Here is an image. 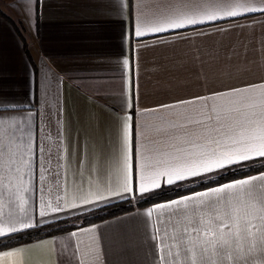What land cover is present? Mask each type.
<instances>
[{
  "label": "snow or ice",
  "instance_id": "snow-or-ice-1",
  "mask_svg": "<svg viewBox=\"0 0 264 264\" xmlns=\"http://www.w3.org/2000/svg\"><path fill=\"white\" fill-rule=\"evenodd\" d=\"M103 6L117 17L126 7L134 8L135 38L165 32L183 36L182 30L200 25L264 16V0H136L134 6L130 0H104ZM123 67L133 72L127 58ZM217 71L226 80L222 87L142 107L139 123V98L128 79L121 89L123 115L115 117L94 161L83 147L74 151L70 134L67 143L58 133L54 147L42 146L29 118L14 115V94L0 86V238L45 225L67 206L79 207L78 201L143 196L187 181L201 186L143 213L149 220L155 214L149 234L152 264H264V169L207 183L225 170L264 160V75L253 78L247 60H229ZM74 166L75 191L69 199L67 172ZM54 190V199L46 198ZM33 191L40 193L35 203ZM51 245L52 254L68 256L75 264L99 260L71 242L60 246L51 238ZM44 249L41 240L0 249V264H54L31 259L34 251Z\"/></svg>",
  "mask_w": 264,
  "mask_h": 264
},
{
  "label": "crops",
  "instance_id": "crops-1",
  "mask_svg": "<svg viewBox=\"0 0 264 264\" xmlns=\"http://www.w3.org/2000/svg\"><path fill=\"white\" fill-rule=\"evenodd\" d=\"M130 3L134 6L136 0ZM103 4L104 0H0V12L17 29L0 16V86L14 94L18 103L14 115L29 118L27 122L42 146L54 147L58 133L63 134L61 139L67 143L70 134L74 151L83 147L94 161L115 117L123 115L121 89L128 79L138 94L139 123L142 107L222 87L226 80L217 69L229 60H247L253 78L264 75V16L256 14L235 23L219 21L216 26L200 25L197 29L182 30L183 36L165 32L135 38L131 37L134 8L126 7L123 17H117L107 13ZM201 32L209 35H200ZM126 58L131 62L132 73L124 70ZM257 160L262 159L246 164ZM74 171L75 166L67 172L69 199L75 191L71 180ZM84 176L88 173L84 172ZM193 185L186 181L162 185L143 196L125 194L87 204L78 201L79 207L67 206L40 227L66 222L163 188L185 189ZM39 195L33 191V203ZM54 195L55 190L46 198L54 199ZM154 205L42 239L46 249L34 251L31 259L75 264L68 256L58 258L51 253V238H55L60 246L71 242L79 245L81 253H95L99 256L96 264H152L149 234L155 214L149 220L143 213ZM72 232H77L75 238H71Z\"/></svg>",
  "mask_w": 264,
  "mask_h": 264
},
{
  "label": "trees",
  "instance_id": "trees-1",
  "mask_svg": "<svg viewBox=\"0 0 264 264\" xmlns=\"http://www.w3.org/2000/svg\"><path fill=\"white\" fill-rule=\"evenodd\" d=\"M0 16L9 21L11 25L15 28V30H17L15 24L9 18L4 16L1 12ZM23 47L26 51V44L24 42ZM261 169H264V160H257L251 163H247L244 167L237 166L232 168L231 170H227L225 173L221 174L217 178L213 180H208L207 183H211L213 181H230L232 179L243 177L246 174H254L255 172ZM200 186L201 185L199 183H196L195 185L185 189H180L177 187L163 188L155 193L149 194L144 197H134L131 200L120 201L103 206L92 213L79 216L66 222H57L48 226L30 229L25 232L15 234L11 237L1 238L0 249H6L10 247L24 245L27 243H32L37 240H42L54 235L73 231L80 227H85L98 222H102L106 219L133 211L134 209L145 208L156 203L174 199L176 197H179L180 195L188 193L194 188H199Z\"/></svg>",
  "mask_w": 264,
  "mask_h": 264
},
{
  "label": "rangeland",
  "instance_id": "rangeland-1",
  "mask_svg": "<svg viewBox=\"0 0 264 264\" xmlns=\"http://www.w3.org/2000/svg\"><path fill=\"white\" fill-rule=\"evenodd\" d=\"M76 224H79V223H76Z\"/></svg>",
  "mask_w": 264,
  "mask_h": 264
}]
</instances>
